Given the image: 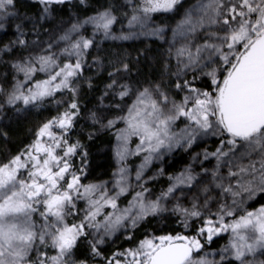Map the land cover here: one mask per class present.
I'll use <instances>...</instances> for the list:
<instances>
[{
    "label": "snow or ice",
    "instance_id": "obj_1",
    "mask_svg": "<svg viewBox=\"0 0 264 264\" xmlns=\"http://www.w3.org/2000/svg\"><path fill=\"white\" fill-rule=\"evenodd\" d=\"M0 141V264H264V0H0Z\"/></svg>",
    "mask_w": 264,
    "mask_h": 264
},
{
    "label": "trees",
    "instance_id": "obj_2",
    "mask_svg": "<svg viewBox=\"0 0 264 264\" xmlns=\"http://www.w3.org/2000/svg\"><path fill=\"white\" fill-rule=\"evenodd\" d=\"M108 45H106L107 47ZM113 47H120L121 42H116L112 44ZM122 46L128 49H134L138 47H142L143 45L137 42H122ZM105 74H101L97 80V84L102 87L100 83L105 79ZM99 94V89H97L95 94L88 95V101L95 102V95ZM86 101V103L88 102ZM91 107V103L88 105ZM54 114L52 108H49L47 111L44 109H40L39 111L33 110L26 117H21L17 121L12 123V140L7 144V146L15 151L18 147H20L23 143L29 142L31 138L30 129H33L37 124H39L42 120H44L47 116ZM83 123V121H82ZM87 127V125H85ZM82 139H85L82 137ZM90 145V172L91 176L89 179H108L111 175L112 169L116 167L114 157L107 147L109 144V137L106 134H102L97 136L94 141H86ZM4 148V142L0 141V150ZM167 164L166 169L168 171H176L182 163L188 162V155L177 150L173 157H166ZM158 166V165H157ZM260 202H264V198L260 199ZM82 206V205H81ZM168 224L172 222L168 220V217L164 218ZM157 221L153 219L151 221L152 230L157 232V235L161 234L159 230L155 227ZM165 230L172 231V227H166ZM182 229L179 226H175V231H181ZM218 243H214L213 247L217 246ZM121 247H127V242H122L120 244Z\"/></svg>",
    "mask_w": 264,
    "mask_h": 264
},
{
    "label": "rangeland",
    "instance_id": "obj_3",
    "mask_svg": "<svg viewBox=\"0 0 264 264\" xmlns=\"http://www.w3.org/2000/svg\"><path fill=\"white\" fill-rule=\"evenodd\" d=\"M137 162H138V161H137ZM226 238H227V237H226V235H225V239L218 240V241H217L218 245L215 246V247H219V245L225 243Z\"/></svg>",
    "mask_w": 264,
    "mask_h": 264
}]
</instances>
